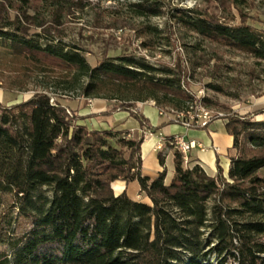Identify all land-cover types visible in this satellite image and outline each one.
I'll list each match as a JSON object with an SVG mask.
<instances>
[{
    "label": "trees",
    "instance_id": "obj_1",
    "mask_svg": "<svg viewBox=\"0 0 264 264\" xmlns=\"http://www.w3.org/2000/svg\"><path fill=\"white\" fill-rule=\"evenodd\" d=\"M130 6L139 16L162 13L147 0ZM1 9L5 56L65 64L88 79L86 96L130 106L154 100L176 110L191 99L168 69L127 56L91 67L80 48L55 37L42 41L52 33L22 35L19 16L10 20ZM172 17L203 40L264 64V27L193 9H178ZM262 113L229 117L235 154L227 176L221 167L211 176L199 164L186 166L175 149L167 184L166 169L157 177L142 173L143 135L75 122L46 92L12 105L0 102V264H264V119H256ZM134 116L145 126L144 116ZM159 158L164 165L161 152ZM117 180L139 181L149 202L127 191L116 194Z\"/></svg>",
    "mask_w": 264,
    "mask_h": 264
},
{
    "label": "rangeland",
    "instance_id": "obj_2",
    "mask_svg": "<svg viewBox=\"0 0 264 264\" xmlns=\"http://www.w3.org/2000/svg\"><path fill=\"white\" fill-rule=\"evenodd\" d=\"M147 1L158 6L162 13L137 15L136 8L130 4L140 0H59V4L56 0H29V4L24 0H0V6L2 16L8 14L10 20L19 16L22 35L52 33L43 35L42 41L55 37L56 42H64L68 48H80L91 67L105 58L127 56L170 70L171 77L180 79L181 88L191 96L181 110L201 100L214 113H223V119L227 120L264 110V95L259 96L264 91V64L257 65L246 54L203 40L172 17L178 9H193L231 24L246 18L247 22L262 28L264 0ZM5 45L0 40L3 47L0 49V102L4 105L27 101L39 91L46 92L54 102L66 106L75 122L96 129L130 131L133 137L141 136L139 131L130 130L133 124H140L134 115L143 116L145 109L161 122L168 118L159 110L170 113L176 110L170 105H156L154 100L137 101L130 106L118 99L86 96L82 86L88 79L76 77L73 68L40 56H5ZM165 76L158 74L157 77ZM261 115L264 113L256 119ZM112 187L120 192L122 185L114 182ZM25 225L18 230H23Z\"/></svg>",
    "mask_w": 264,
    "mask_h": 264
},
{
    "label": "crops",
    "instance_id": "obj_3",
    "mask_svg": "<svg viewBox=\"0 0 264 264\" xmlns=\"http://www.w3.org/2000/svg\"><path fill=\"white\" fill-rule=\"evenodd\" d=\"M142 113L147 119L145 126L133 124L130 130H137L140 135L144 136V142L141 145L143 158L142 173L144 175L157 177L160 172L166 169L165 182L167 184L171 182L175 172V148L168 142L164 143V148L162 150H156V146L162 136L171 137L175 134H182L186 139L196 140L206 147L204 151L199 148H194L189 152V160L192 165H201L211 176L218 175L219 167H221L224 171V175L227 176L231 157L235 154L234 136L227 130V119L214 120L206 128L186 129L169 120L157 122L153 114L146 112L145 109ZM257 119H264V115L258 116ZM148 131H152L154 135L145 137V132ZM160 152L164 156V165L160 162ZM115 182H120L122 185L120 192L115 191L116 194L127 191L132 199L140 200L139 197L143 196L141 200L149 202V199L144 197L141 193L139 181L135 180L127 183L123 180H117Z\"/></svg>",
    "mask_w": 264,
    "mask_h": 264
},
{
    "label": "built area",
    "instance_id": "obj_4",
    "mask_svg": "<svg viewBox=\"0 0 264 264\" xmlns=\"http://www.w3.org/2000/svg\"><path fill=\"white\" fill-rule=\"evenodd\" d=\"M52 102H54L52 100ZM154 103V102H153ZM155 104V103H154ZM162 116L168 118V120L183 126L186 129L191 128H206L212 121L223 119V113H214L210 108L202 103L194 102L186 110H172L168 112L165 110H159ZM152 131L145 132V137L153 136ZM168 142L176 150L183 154L184 163L187 166L189 164V152L194 148H199L200 150H206V147L201 142L196 140H188L182 134H175L171 137L162 136L160 141L156 146V150H162L164 148V143Z\"/></svg>",
    "mask_w": 264,
    "mask_h": 264
}]
</instances>
